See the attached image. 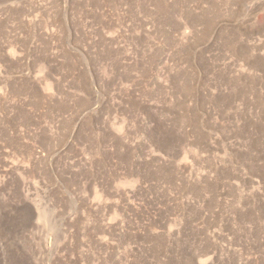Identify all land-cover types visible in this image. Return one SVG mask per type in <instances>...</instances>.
Returning a JSON list of instances; mask_svg holds the SVG:
<instances>
[{"label":"rangeland","instance_id":"1","mask_svg":"<svg viewBox=\"0 0 264 264\" xmlns=\"http://www.w3.org/2000/svg\"><path fill=\"white\" fill-rule=\"evenodd\" d=\"M0 264H264V0H0Z\"/></svg>","mask_w":264,"mask_h":264}]
</instances>
